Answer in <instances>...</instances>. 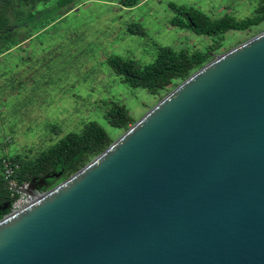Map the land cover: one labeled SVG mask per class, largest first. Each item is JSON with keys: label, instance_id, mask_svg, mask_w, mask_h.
I'll list each match as a JSON object with an SVG mask.
<instances>
[{"label": "water", "instance_id": "95a60500", "mask_svg": "<svg viewBox=\"0 0 264 264\" xmlns=\"http://www.w3.org/2000/svg\"><path fill=\"white\" fill-rule=\"evenodd\" d=\"M0 264H264V30L3 215Z\"/></svg>", "mask_w": 264, "mask_h": 264}, {"label": "rangeland", "instance_id": "374dc122", "mask_svg": "<svg viewBox=\"0 0 264 264\" xmlns=\"http://www.w3.org/2000/svg\"><path fill=\"white\" fill-rule=\"evenodd\" d=\"M76 3L21 49L0 58V71L13 68L0 83H7L11 91L21 88L18 96L5 101L0 95L5 102L0 109L6 121L2 128L12 152L45 150L89 120L99 123L114 141L126 129L108 124L105 114L112 102L125 105L135 122L167 94L128 87L108 67L110 55L145 65L160 46L200 51L214 46L213 59L264 30L262 21L246 31L209 36L170 23L174 16L170 4L199 10L211 19L224 15L245 19L254 14L258 0H141L133 7H124L119 0ZM3 89L5 85H0V93ZM52 124L59 127V134L50 131Z\"/></svg>", "mask_w": 264, "mask_h": 264}, {"label": "trees", "instance_id": "16d2710c", "mask_svg": "<svg viewBox=\"0 0 264 264\" xmlns=\"http://www.w3.org/2000/svg\"><path fill=\"white\" fill-rule=\"evenodd\" d=\"M140 1L119 0V3L124 7H133ZM49 2L51 0H0V58L14 48L20 47L21 49L26 41L35 37L77 4V0H56L54 4L48 6ZM39 5L43 7L39 8ZM170 7L174 11V16L170 20L171 25L209 36L221 35L230 30L246 31L264 21V0H258L254 14L245 19H236L230 15L211 19L205 13L193 8L175 4H170ZM128 30L133 32L131 28ZM140 34L143 33L140 32ZM214 49V46L206 51L160 46L154 60L145 65L119 55H110L106 63L128 87L142 88L151 95H159L163 91H171L211 61ZM8 72L12 70L0 71V82ZM0 85H5V89L0 93L4 101L20 94L21 88L19 87L11 91L6 89V87L9 88L7 83H0ZM4 101L0 100V109L5 106ZM105 118L108 124L117 129H127L130 124L134 123L125 105L114 102L110 104ZM5 123L4 118L0 117V131L2 132L0 134V160L8 156L11 160L19 162L18 179L31 182L33 179L40 180L47 174L62 172L59 178L45 179L44 189L53 187L58 180H63L78 171L113 141L99 123L89 120L82 124L80 130L68 131L63 137L51 143L47 149L19 155L11 150L5 151L8 147L4 140L8 133L2 128ZM50 131L59 134V127L52 124ZM9 201L6 183L0 173V206ZM5 212L6 210L0 211V218Z\"/></svg>", "mask_w": 264, "mask_h": 264}, {"label": "built area", "instance_id": "2783aa9c", "mask_svg": "<svg viewBox=\"0 0 264 264\" xmlns=\"http://www.w3.org/2000/svg\"><path fill=\"white\" fill-rule=\"evenodd\" d=\"M10 139L6 138V144ZM5 151H8L7 147ZM20 164L11 160L8 156L0 160V173L6 183V189L10 201L4 215L15 213L41 197L47 189H37L28 180H20L17 177V171Z\"/></svg>", "mask_w": 264, "mask_h": 264}, {"label": "crops", "instance_id": "0c3cea01", "mask_svg": "<svg viewBox=\"0 0 264 264\" xmlns=\"http://www.w3.org/2000/svg\"><path fill=\"white\" fill-rule=\"evenodd\" d=\"M219 18H220V17H219ZM33 38H34V37H33ZM30 40H31V39H30ZM30 40H28V41H30ZM28 41H26V44H27ZM22 47H23V45H22ZM5 60H6V59H5ZM11 69H13V68H12V67H11V68H7V67H6V68H5V67L3 68V70H10V71H11ZM3 70H2V71H3ZM29 152H30V151H29ZM29 152L26 153V152H21V151H20V152H19V151H17V152L14 151L15 154H19V155L28 154Z\"/></svg>", "mask_w": 264, "mask_h": 264}, {"label": "flooded vegetation", "instance_id": "af4514ba", "mask_svg": "<svg viewBox=\"0 0 264 264\" xmlns=\"http://www.w3.org/2000/svg\"><path fill=\"white\" fill-rule=\"evenodd\" d=\"M46 185V182L44 183V186ZM36 188V187H35ZM45 188V187H44ZM44 188H42V189H44Z\"/></svg>", "mask_w": 264, "mask_h": 264}]
</instances>
